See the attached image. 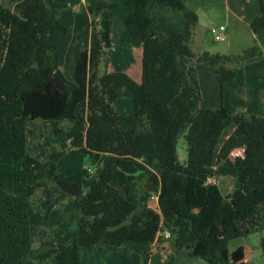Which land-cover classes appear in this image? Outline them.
Listing matches in <instances>:
<instances>
[{"label":"trees","instance_id":"1","mask_svg":"<svg viewBox=\"0 0 264 264\" xmlns=\"http://www.w3.org/2000/svg\"><path fill=\"white\" fill-rule=\"evenodd\" d=\"M7 1L10 8L0 2V264L49 258L56 264H105L108 254L130 242L160 241L163 227L181 219L194 236L176 243L188 259L233 264L229 241L264 229V116L230 114L222 104L201 108L196 63L222 84L235 75L226 65L257 47L243 57L193 52L188 31L197 15L184 0H86L95 21L67 80L54 40L56 31L67 32L59 22L65 5ZM258 5L249 29L264 44V0ZM113 18L141 43L138 82L122 71L99 72L112 47ZM122 97L132 101L128 116L114 106ZM32 120L45 121L54 136L64 134L69 143L53 140L57 154L68 149L86 158L93 173L83 168L66 176L54 162L30 156L26 123ZM64 120L72 122L67 129L59 126ZM230 125L245 135L242 155L212 168L215 146ZM180 135L183 163L176 153ZM218 176L231 177L232 192L206 182ZM57 181L82 191L74 196L79 215L67 230L70 243L42 241L34 248L31 197L36 189L58 187ZM260 249L264 255V237Z\"/></svg>","mask_w":264,"mask_h":264},{"label":"rangeland","instance_id":"2","mask_svg":"<svg viewBox=\"0 0 264 264\" xmlns=\"http://www.w3.org/2000/svg\"><path fill=\"white\" fill-rule=\"evenodd\" d=\"M59 3H63L65 8L61 11L59 22L67 28V32L56 31L54 33V40L57 47V54L59 64L64 70L67 80H72V58L75 52L79 49H85L88 46L89 41V30L93 29L92 21H95L93 16L88 15L84 7H76V18L73 19L71 11L74 6L73 0H54ZM248 0H236L241 4H245ZM0 2L7 7H11V4L7 0H0ZM250 6L256 8V12L259 13L258 0H249ZM192 10L198 16V21L196 28L194 29V41L189 46L195 53L201 51L209 52H229L232 56L243 57L247 52H249L253 47L260 46L263 47L264 44H260L253 38V33L250 31L249 26L244 24L242 21L234 18L228 12H226L224 3L221 1H212L204 5H191ZM245 6V5H244ZM243 5L240 6L244 7ZM250 9H246L249 12ZM258 10V11H257ZM257 13V14H258ZM251 16V13H250ZM118 20L112 25V37L113 46L105 51L106 58L102 57L99 63V72L103 74L105 71H124L126 67L128 58L132 56L133 66L131 69L136 68L140 70V56L136 51H129L128 43L122 41L121 33H124V28ZM179 26H183L184 21H177ZM220 24L225 25V39L224 41L215 40L212 33L210 32V27L217 28ZM194 27V26H193ZM96 29V28H95ZM193 28L188 31L191 35ZM135 39H137L135 37ZM263 45V46H262ZM258 48V47H257ZM129 53V54H128ZM234 63H228L226 66L229 67ZM199 65L204 66L203 63ZM200 70V69H199ZM130 74V73H129ZM132 74V73H131ZM198 74V72H197ZM130 77L133 75H129ZM132 78V77H131ZM202 92L205 97L206 102L212 100V94L217 97V91L212 92L211 89H205V84L201 78ZM201 91V90H200ZM228 100V99H226ZM126 103V104H124ZM130 105V106H129ZM118 112L123 116H128L132 111V101L127 97L120 98L115 104ZM128 110V111H127ZM229 112V111H228ZM264 116V115H263ZM72 125L69 120L62 121L59 126L63 129H67ZM58 141V143H68L66 136L54 134L50 130L48 124L43 120H32L26 123V152L42 161H52L54 162L57 172L64 175L74 174L83 168H87L90 171H94V167L90 165L86 158L80 155H72L68 149H65L61 155L57 154L58 145H55L53 139ZM68 145V144H67ZM186 143L183 135H180L177 139L176 153L180 163H183L186 159ZM225 178H218V187L223 194L227 193V186H224L227 181L226 179H231V177L223 176ZM232 181V180H231ZM51 185V184H50ZM149 204L154 207V202L150 200ZM32 206V216H31V240L33 247L36 248L42 241H51L53 244H68L70 243V238L67 234V230L75 225L78 218L79 212L77 204L74 200V196L62 191L59 187L49 186L43 190L36 189L31 197ZM163 230H168L171 234V238L165 240L164 243L168 245L167 247H172L175 240L189 242L194 240L189 229V223L187 219H181L178 221H173L169 228ZM264 236V229L253 232L245 237L235 238L229 241V243H258L260 237ZM146 243L130 242L131 245H143ZM175 256L180 253L179 250H175ZM159 258H162L164 263L167 255H169L166 249L159 250ZM174 257V256H173ZM143 258L144 263L147 264L148 251H144V256L137 252L136 250L130 252L122 259L114 260V264H135ZM116 259V258H115ZM203 261V260H201ZM203 263L207 264L205 261ZM40 264H56L53 258H49ZM172 264V263H169Z\"/></svg>","mask_w":264,"mask_h":264},{"label":"crops","instance_id":"3","mask_svg":"<svg viewBox=\"0 0 264 264\" xmlns=\"http://www.w3.org/2000/svg\"><path fill=\"white\" fill-rule=\"evenodd\" d=\"M73 1L74 4L78 3L76 6L72 8L71 11L72 17L74 19L76 18V10H77L76 7L78 5L81 8L84 7V9L86 10L85 8L86 0H73ZM212 1H221L222 3H224L226 12H228L230 15H232L234 18L238 19L239 21H242L245 25L247 24L248 26L251 20L259 14L258 12H256V8L254 7V5L250 6L249 0L245 4H243L242 2L241 4H239L238 2H235L236 0H184V2L191 9L193 8L191 5H195V4L204 5ZM241 5L243 6L245 5V6L240 8ZM247 8L250 9L249 12L246 11ZM257 9L259 10V5ZM60 14H59V20H60ZM88 15L90 14L88 13ZM197 21H198V16H197ZM114 22H117V24H119L118 20L113 18L111 23V32H110V39L112 46L114 44L112 37V25ZM196 25L197 22L195 23L194 27H192L193 31H191L192 33L190 35V44L194 41V29L196 28ZM91 32L92 29L90 28L89 38ZM120 35L122 41L130 45L128 46L129 51L131 52L137 51L139 53L140 70L138 71L136 68L134 69L130 68L131 66H133L132 56L128 58V61L127 60L125 61L127 62V64L126 67L124 68V71H126L125 73H127L128 75H133L131 76L132 79L138 82L140 80V74H141V43L138 39H135L134 36H129L126 31H124V33L122 32ZM253 38H255L254 34H253ZM255 47L258 48H256L255 52L249 55V57L243 59L241 58L238 62L229 66L231 68H234L235 75L232 79L224 81L222 84L220 83L219 76L217 74L211 72L205 65L204 66L199 65V63L202 62L196 63V71L198 72L197 76L201 90L200 91L201 108L216 109L222 104L229 111L230 114L236 112H245L247 114H254L256 116L264 115V47H260V46H255ZM82 49L77 50L75 52L74 57L72 58V69H71L72 77H73V68L75 65L77 54ZM220 54L232 56L231 54H229V52H223ZM247 54H249V52H247L245 55ZM106 57L107 56H105V58ZM59 67L63 72L64 76L66 77L64 70L60 64ZM201 78L203 80V84H205V89L207 88L211 89L212 92L219 89V91H217V97L214 96V93L212 94L211 101L206 102L205 100V97L202 92ZM66 79H69V77H66ZM119 99H117L114 102V104ZM118 113L120 114V112ZM53 140H55V138ZM244 143H245V135L241 131H239L234 125L228 126L221 134L215 146L213 159H212V168H216L226 159H232L235 156H241L243 152ZM218 178L220 179L225 177L218 176ZM231 180L232 179H226L227 183L224 185L227 186V193L233 191V181ZM262 237L264 236H261L260 240ZM165 240L166 239L161 238L160 241H153L152 243H146L139 246L136 245L129 246L128 243L119 251L108 254L105 259V264H114L113 263L114 260H118V259L120 260L123 257H125L127 254H130V252L132 251L134 252L135 250L137 252H140L141 256L142 255L144 256L145 250L148 251L147 264H162L164 260L162 258H159V254H158L160 249H166L167 253L169 254L166 256V258H164L165 259L164 263L167 262V264L169 263L205 264L203 263V261H201V259H188L184 247H179L176 245V243H187V242L175 240L174 242H172L173 243L172 247H167L171 243L169 242L168 245H166L164 243ZM260 240L258 241V243H229V252L232 263L233 264H264V255L260 249ZM192 241L193 240H190L188 243ZM175 250L180 251V253H177L176 256H175V252H176ZM135 264H145V263L143 258H141L140 261L136 262Z\"/></svg>","mask_w":264,"mask_h":264},{"label":"built area","instance_id":"4","mask_svg":"<svg viewBox=\"0 0 264 264\" xmlns=\"http://www.w3.org/2000/svg\"><path fill=\"white\" fill-rule=\"evenodd\" d=\"M225 30H226V27L224 25H219L217 28L215 27H210V32L212 33L213 37L215 38V40H218V41H224L225 39ZM67 142L69 143L70 140L68 139ZM207 183H211V184H216L218 183L217 181V177H208L207 178ZM160 236L163 238V239H169L171 237V234L168 230H164L160 233Z\"/></svg>","mask_w":264,"mask_h":264},{"label":"water","instance_id":"5","mask_svg":"<svg viewBox=\"0 0 264 264\" xmlns=\"http://www.w3.org/2000/svg\"><path fill=\"white\" fill-rule=\"evenodd\" d=\"M106 55H104L103 57L105 58ZM56 185L64 192L70 194L71 196H77L79 194H81V190L75 188V186L73 185V183H68V182H64V181H57ZM121 195L124 194V191L122 190L120 192Z\"/></svg>","mask_w":264,"mask_h":264}]
</instances>
